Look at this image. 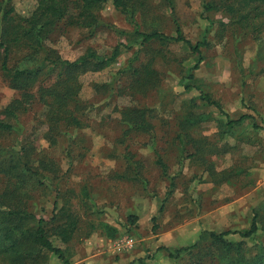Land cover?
I'll return each mask as SVG.
<instances>
[{"label":"rangeland","instance_id":"1","mask_svg":"<svg viewBox=\"0 0 264 264\" xmlns=\"http://www.w3.org/2000/svg\"><path fill=\"white\" fill-rule=\"evenodd\" d=\"M209 1L216 7L205 8ZM12 4L29 16L38 1ZM130 9L134 17L107 0L97 12L99 26L63 19L44 39L54 56L72 61L89 49L110 56L120 44L107 67L79 73L78 100L70 104L77 125L64 120L52 128L48 106L38 100L7 113L22 92L0 68V121L12 124L0 127L1 200L20 202L51 228L77 217L70 240L51 235L71 264H233L253 257L264 246V2L130 0ZM1 22L0 14V34ZM177 26L193 44L207 41L200 53L184 41L143 44L134 32L174 36ZM2 54L0 48V61ZM44 55L17 46L9 65H33ZM43 64L33 92L56 79L57 70L48 72L52 63ZM136 69L153 71L142 86L134 82ZM190 73L200 88L186 87ZM201 91L221 107L205 103ZM126 110L143 112L149 126L132 127ZM242 115L250 117L224 125L227 116ZM18 158L39 171L22 172V183L6 172ZM255 214L257 232L242 236ZM226 230L241 252L236 246L227 252L203 233ZM198 242L176 258L161 249ZM45 264L64 263L47 252Z\"/></svg>","mask_w":264,"mask_h":264},{"label":"trees","instance_id":"2","mask_svg":"<svg viewBox=\"0 0 264 264\" xmlns=\"http://www.w3.org/2000/svg\"><path fill=\"white\" fill-rule=\"evenodd\" d=\"M38 5L33 13L29 16H23L15 11L12 0H0V14H1V34H0V48L2 49V59L0 61V68L8 77L10 85L18 90H21V97L13 100L5 111L7 113H14L17 108L27 110L36 100L44 102L48 106L47 118L52 122V128H57V125L64 120L68 124H79L75 110L71 109L72 101H77L76 94L80 92L81 84L78 76L86 70H100L107 67L115 61L121 54L120 44L117 45L110 56L99 55L94 49H89L86 53L81 55L76 60L63 59L60 56H54L50 50L51 48L45 44L44 39L47 33L54 30L56 25L63 19H68L73 25L90 26L95 28L101 24L97 16L101 5L107 0H37ZM264 2V0H245V4L250 2ZM113 4L127 12L130 17H134L130 9V0H112ZM215 1L205 2V8L213 9L216 7ZM135 35L145 44L155 39L184 41L191 49L196 52H201V47L207 44L206 40L199 41L193 44L191 41L183 36L179 26L176 29V35H167L159 31L142 32L138 28L135 29ZM21 46L30 52V55L39 54L44 51V58L40 63L33 65H26L24 67H11L9 65L10 55L14 47ZM53 50V49H52ZM51 50V51H52ZM53 52V51H52ZM45 60H49L52 65L48 68V72L58 71L54 82L48 86L39 85L37 90L33 92V87L39 75L43 71ZM202 60L194 65L193 69H197ZM135 83L142 86L146 83L153 71L143 74L139 69L135 70ZM196 76L194 73L189 74V82L186 87H197ZM148 81V80H147ZM205 103L221 107L220 103L214 99L209 93L201 91L200 97ZM125 118L136 128H145L146 120L143 119V112L139 115L134 110L123 111ZM250 117L249 115H242L239 118H230L224 121L227 128H232L239 125L244 119ZM0 127L12 128V124L0 121ZM181 142L183 138L181 137ZM192 156H197L192 153ZM159 164L165 169L164 163L159 159ZM28 170L30 173H38V170L32 169L29 163L21 158L8 167L6 172H16L12 175L17 178V183H22V172ZM16 183V185H17ZM16 194V193H15ZM5 196L7 193L4 194ZM20 196L19 193L16 194ZM14 197V200L19 198ZM0 196V264H45L47 252H54L62 259L64 264H71L66 256L65 249L54 244L51 235L58 234L63 240H70L76 228L77 217L68 215L65 223L59 226L50 227V223L44 217H37L36 213L22 208L20 202H13L12 205H6L7 202ZM57 198L55 206L57 205ZM258 215H254L253 222L250 228L246 231L239 232L242 236H252L258 230L257 223ZM131 220L135 222L137 217L131 216ZM207 233L213 242H220L224 245L227 252H230L236 246V250L241 252V243L227 241L225 236L232 233L229 230L216 233L215 231H203ZM198 243L190 246H183L175 251H171L168 247L162 246L161 249L166 250L171 258L181 256V254L189 253L192 249L198 247ZM233 247V248H232ZM233 264H264V246L260 248L258 253L253 257L242 256L241 259L234 260Z\"/></svg>","mask_w":264,"mask_h":264}]
</instances>
